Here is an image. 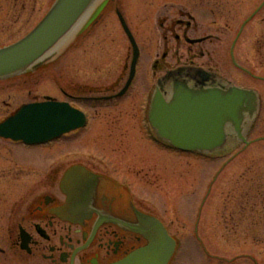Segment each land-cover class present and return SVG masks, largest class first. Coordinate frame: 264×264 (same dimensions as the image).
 Here are the masks:
<instances>
[{"label": "rangeland", "instance_id": "obj_1", "mask_svg": "<svg viewBox=\"0 0 264 264\" xmlns=\"http://www.w3.org/2000/svg\"><path fill=\"white\" fill-rule=\"evenodd\" d=\"M55 1L0 0V48L33 31ZM263 1L112 0L98 23L55 54L56 45L43 66L0 81V119L35 98L71 101L88 114L89 126L28 152H40L46 163L53 153L71 157L64 168L88 164L87 155L106 153L112 158L110 169L130 174L127 178H134L137 192L156 204L180 238L177 264H229L230 259L248 252L261 259L264 248H259L260 242L250 246L248 232L264 230V140H259L264 138V119L251 131L255 143L237 157L234 155L242 145L232 141L215 151V157L150 143L144 119L148 97L172 72L171 78L195 80L204 69L245 84L232 66L230 51L240 25ZM118 11L141 48V58L127 98L99 102L97 97L124 88L130 76L133 45ZM182 19L191 21V27L180 25ZM204 38L208 39L188 41ZM261 41L264 9L247 26L239 58L245 62L249 44L256 49L264 44ZM255 49L253 65L264 74V55ZM139 168L141 175L136 177L133 171ZM199 232L202 243L196 236ZM259 236L255 241L261 239ZM241 262L245 264V260Z\"/></svg>", "mask_w": 264, "mask_h": 264}, {"label": "flooded vegetation", "instance_id": "obj_2", "mask_svg": "<svg viewBox=\"0 0 264 264\" xmlns=\"http://www.w3.org/2000/svg\"><path fill=\"white\" fill-rule=\"evenodd\" d=\"M263 9L264 1L242 22L230 51L232 66L241 73L245 84L236 78L228 79L205 71H199L195 81L187 79L190 85L203 90L212 86L215 91L238 96L237 120L228 126L229 141L242 145L234 157L255 143L251 140V131L264 119V74L258 73L253 65L255 48L249 44L245 62L238 54L247 26ZM179 24L191 27V21L182 19ZM255 51L264 55V44ZM172 74L163 80L168 98L176 85ZM127 95L129 92L121 98L108 94L98 99L112 102L126 99ZM37 101L42 100L35 98L32 102ZM149 108L145 107L144 120L151 130L146 132V138L150 143H156L159 135L148 119ZM46 145H28L0 137V264H114L154 243L161 228L177 241L178 248L168 264L178 263L180 238L171 231L170 223L161 216L163 213L156 204L137 192L134 178H127L130 174L125 176L120 168L110 169L108 161L111 157L106 153L101 156L90 154L85 156L90 160L88 164L75 163L64 168L63 164L71 157L53 153L46 163L40 152H28ZM74 158L77 157L74 155ZM94 163L99 169L92 167ZM76 168L80 170L72 171ZM135 170L133 172L139 177L140 168ZM204 211L205 205L200 209L201 216ZM261 229L248 232L250 246L260 242L259 248H264V230ZM259 233L261 239L255 241ZM196 236L202 243V234L199 232ZM201 250L206 251L203 247ZM242 260L245 264H264V257L259 259L249 252L228 261L229 264H242Z\"/></svg>", "mask_w": 264, "mask_h": 264}, {"label": "water", "instance_id": "obj_3", "mask_svg": "<svg viewBox=\"0 0 264 264\" xmlns=\"http://www.w3.org/2000/svg\"><path fill=\"white\" fill-rule=\"evenodd\" d=\"M93 2L58 0L32 33L18 43L0 49V77L42 65L47 53L71 31L83 15L90 14ZM107 2L102 0L91 12L84 29L101 14ZM120 17L134 46L132 73L122 95L135 77L140 50L125 19L121 14ZM238 104L230 93H201L179 85L170 103L158 92L152 119L160 133L169 138L174 146L186 151L213 150L224 144L226 125L236 120ZM86 125L85 113L67 102L48 97L45 102L24 105L9 117L0 125V136L23 140L29 144H41ZM77 170L80 168L74 169ZM175 249V240L161 228L159 238L154 243L134 251L115 264H168Z\"/></svg>", "mask_w": 264, "mask_h": 264}, {"label": "bare ground", "instance_id": "obj_4", "mask_svg": "<svg viewBox=\"0 0 264 264\" xmlns=\"http://www.w3.org/2000/svg\"><path fill=\"white\" fill-rule=\"evenodd\" d=\"M84 18L85 17H83V19L82 20H80V22H78L75 26H74V28H73V30H71L72 31V34H68L66 37V39L64 40V42L62 41L61 42V44L57 47V49L55 50L56 52H60L61 50H63V48L66 46V44L69 42V40L72 38V35H74V33H75V31L77 30V29H79L80 28V26H81V24H82V21L84 20ZM56 52H55V54H56Z\"/></svg>", "mask_w": 264, "mask_h": 264}]
</instances>
